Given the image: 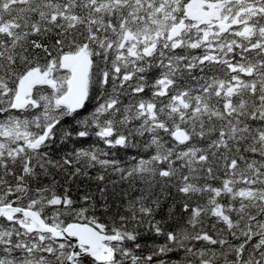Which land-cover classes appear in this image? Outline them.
<instances>
[{
    "label": "snow or ice",
    "instance_id": "snow-or-ice-1",
    "mask_svg": "<svg viewBox=\"0 0 264 264\" xmlns=\"http://www.w3.org/2000/svg\"><path fill=\"white\" fill-rule=\"evenodd\" d=\"M0 264H264V0H0Z\"/></svg>",
    "mask_w": 264,
    "mask_h": 264
}]
</instances>
